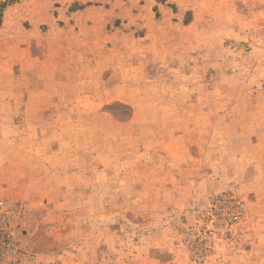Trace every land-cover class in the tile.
<instances>
[{"label": "rangeland", "instance_id": "rangeland-1", "mask_svg": "<svg viewBox=\"0 0 264 264\" xmlns=\"http://www.w3.org/2000/svg\"><path fill=\"white\" fill-rule=\"evenodd\" d=\"M0 264H264V0H0Z\"/></svg>", "mask_w": 264, "mask_h": 264}, {"label": "built area", "instance_id": "built-area-1", "mask_svg": "<svg viewBox=\"0 0 264 264\" xmlns=\"http://www.w3.org/2000/svg\"><path fill=\"white\" fill-rule=\"evenodd\" d=\"M3 207V203L0 201V208H2Z\"/></svg>", "mask_w": 264, "mask_h": 264}]
</instances>
